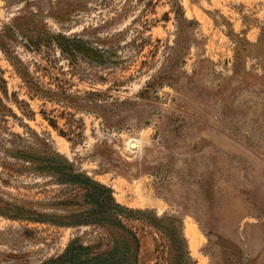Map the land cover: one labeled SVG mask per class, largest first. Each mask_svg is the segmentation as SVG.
I'll return each instance as SVG.
<instances>
[{"label": "rangeland", "instance_id": "374dc122", "mask_svg": "<svg viewBox=\"0 0 264 264\" xmlns=\"http://www.w3.org/2000/svg\"><path fill=\"white\" fill-rule=\"evenodd\" d=\"M0 35V264L96 236L75 178L166 217L178 264H264V0H0Z\"/></svg>", "mask_w": 264, "mask_h": 264}, {"label": "trees", "instance_id": "16d2710c", "mask_svg": "<svg viewBox=\"0 0 264 264\" xmlns=\"http://www.w3.org/2000/svg\"><path fill=\"white\" fill-rule=\"evenodd\" d=\"M0 49L7 52L1 35ZM11 61H13L12 58ZM19 62L22 65L21 69H18L16 63L13 62V64L31 92L49 99H54L52 95H59L56 91L44 90L33 79H30L27 68L23 67L22 61ZM79 109L87 110L84 107H79ZM51 123L57 127L56 122ZM46 149L48 154L65 159L48 144ZM49 162L53 163L51 158ZM71 186L74 188L71 189V198L67 201L76 206L82 201L81 198L89 199L93 206L90 212L92 217L80 223L93 224L98 227V232L96 231V236L87 242L89 244L83 241V238L74 239L69 243L65 252L49 264H143L141 255L144 250L146 251L144 241L147 235L151 237L154 245L152 249L147 250L152 258L150 257L146 264H178L177 261H173V251L185 252V238L181 232L174 231L173 233V224L167 222L166 217L156 218L157 221L143 222V226L128 224L130 220L135 221L131 218V213L138 214L142 211L130 210L118 204L106 186L91 178L86 180L75 178ZM72 213L79 216L82 211L74 210ZM144 226L150 227L152 231H147Z\"/></svg>", "mask_w": 264, "mask_h": 264}]
</instances>
